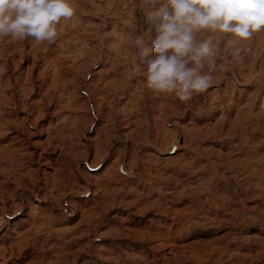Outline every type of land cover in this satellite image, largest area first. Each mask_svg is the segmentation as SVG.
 Here are the masks:
<instances>
[{"label":"rangeland","instance_id":"obj_1","mask_svg":"<svg viewBox=\"0 0 264 264\" xmlns=\"http://www.w3.org/2000/svg\"><path fill=\"white\" fill-rule=\"evenodd\" d=\"M71 2L55 42L0 38V264H264V31L181 102L144 0Z\"/></svg>","mask_w":264,"mask_h":264},{"label":"clouds","instance_id":"obj_2","mask_svg":"<svg viewBox=\"0 0 264 264\" xmlns=\"http://www.w3.org/2000/svg\"><path fill=\"white\" fill-rule=\"evenodd\" d=\"M147 31L132 40L149 89L181 102L204 93L224 52L243 62L254 34L264 31V0H144ZM75 14L71 0H0V38L53 43L61 21ZM258 75V73H257Z\"/></svg>","mask_w":264,"mask_h":264},{"label":"bare ground","instance_id":"obj_3","mask_svg":"<svg viewBox=\"0 0 264 264\" xmlns=\"http://www.w3.org/2000/svg\"><path fill=\"white\" fill-rule=\"evenodd\" d=\"M79 253L80 254L83 253V250L78 251L76 254H74L73 257L71 258L72 261H76L78 259L79 255H80ZM98 256H99V258L97 257V262H99V264H103L104 262H107L108 259H109V256L106 255V254H102V252H100V254ZM86 262H87V260L86 259H83L82 262H80V264H86ZM94 262H96V260Z\"/></svg>","mask_w":264,"mask_h":264}]
</instances>
